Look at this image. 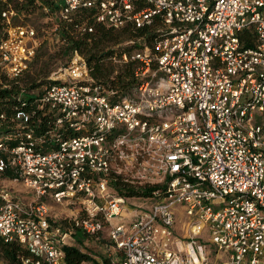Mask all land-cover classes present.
<instances>
[{
    "label": "built area",
    "instance_id": "obj_1",
    "mask_svg": "<svg viewBox=\"0 0 264 264\" xmlns=\"http://www.w3.org/2000/svg\"><path fill=\"white\" fill-rule=\"evenodd\" d=\"M52 1L43 16L86 12L84 33L143 31L107 59L135 62L136 82L107 89L74 51L35 100L44 132L18 110L0 140V244L26 250L22 264H65L77 233L106 236V264H264V0ZM2 2L0 84L38 47ZM43 198L79 211L54 222Z\"/></svg>",
    "mask_w": 264,
    "mask_h": 264
},
{
    "label": "trees",
    "instance_id": "obj_2",
    "mask_svg": "<svg viewBox=\"0 0 264 264\" xmlns=\"http://www.w3.org/2000/svg\"><path fill=\"white\" fill-rule=\"evenodd\" d=\"M6 4L11 5L12 8L23 15L42 12L41 9L44 5L50 7L52 13L58 10V4L52 0H6ZM4 7L5 3L0 0V13ZM87 15L86 12L76 13L70 23H59L56 21V23L51 25L52 29L56 27V30L52 33L57 36L58 43L60 44L59 51L54 53L53 57H57L60 54L63 57H67L69 61L72 53L76 51L85 59L91 79L95 82L103 83L107 89L118 90L120 92L128 91L136 82L133 76L135 62L131 61L122 66H114L107 59L114 54L117 56H120L122 53L130 55L135 47L121 46L127 41L142 37L144 32L137 31L133 33L128 27L120 30H111L88 21V24L93 25V32L84 33L78 30V26L85 20ZM13 22L15 23L16 21ZM1 24L2 20L0 19V30L2 28ZM44 45L45 42H42L36 49L35 57L29 69L19 78L8 80L3 77L1 80L0 116H4V119H0V135L15 133V115L18 110L25 113H29L32 110L35 111V116H33L31 123L35 124L37 120L42 122L39 124L41 125L39 129H35L36 135L44 132V126L50 120V117L44 116L35 107V100L39 97L43 88L53 84L52 81L48 80L50 71L46 69V63H42L37 70V74L43 73L42 83L36 82L37 78L29 75L32 64L41 58L40 51ZM245 46H249V44L247 43ZM53 57L49 56L48 59ZM111 76H113V79H110ZM3 86L7 87L3 88ZM10 146H14V144L10 143ZM7 174L9 175L8 172ZM132 194L134 193H130L129 196H132ZM64 253L65 264L91 262L85 253L80 252L74 247L64 248ZM30 257L29 253L17 244H0V258L6 264H22L20 258L26 259Z\"/></svg>",
    "mask_w": 264,
    "mask_h": 264
},
{
    "label": "rangeland",
    "instance_id": "obj_3",
    "mask_svg": "<svg viewBox=\"0 0 264 264\" xmlns=\"http://www.w3.org/2000/svg\"><path fill=\"white\" fill-rule=\"evenodd\" d=\"M55 15L51 16V19H46L43 16L42 12H35L32 15H25L24 17L21 16L17 23H24L30 25L34 28L36 35H37V46L39 47L42 42H45V45L41 48V58L32 64V67L29 71V75L34 76L36 82L43 81L42 75L43 73L37 74V70L42 65V63H46V69L52 73H62L63 68L66 67L68 58L63 57L62 55H57V57H53L54 53H57L60 49V44L58 43L57 36L52 33V24L56 23ZM54 28V27H53ZM1 34V32H0ZM126 43V42H125ZM121 47H130V44H125ZM37 47V48H38ZM122 49V48H120ZM53 57L48 59V57ZM60 77H62L60 75ZM4 138L3 135H0V140ZM15 185L14 188L18 190L20 195L25 198H29L30 194H25V189L20 184H11ZM31 200V199H27ZM42 202L46 203L49 206L50 216L54 222H60L65 217H71V215H76L78 213V206H67L66 204L63 205H56L53 203L52 200L43 198L41 199ZM135 204L141 203V201H131ZM128 205V204H127ZM129 208V207H128ZM128 217H125V221H128ZM177 231H179V226L177 227ZM105 235H100L98 237H86L83 236L81 233L76 234L77 242L75 244V248H77L80 252L85 253L91 262H86L83 264H106L108 261L107 254L105 250L109 247L108 241L105 239ZM0 264H6L4 260L0 258Z\"/></svg>",
    "mask_w": 264,
    "mask_h": 264
}]
</instances>
